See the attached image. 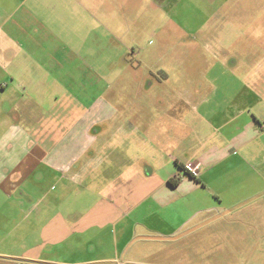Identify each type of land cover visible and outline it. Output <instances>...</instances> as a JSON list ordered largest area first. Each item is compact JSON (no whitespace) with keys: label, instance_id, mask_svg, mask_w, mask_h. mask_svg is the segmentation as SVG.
Segmentation results:
<instances>
[{"label":"crops","instance_id":"0c3cea01","mask_svg":"<svg viewBox=\"0 0 264 264\" xmlns=\"http://www.w3.org/2000/svg\"><path fill=\"white\" fill-rule=\"evenodd\" d=\"M0 1L2 254L117 264L135 238H181L201 213L261 225L264 207L245 204L264 194V49L220 40L215 1ZM155 28L158 46L136 51ZM187 110L210 128L200 144ZM148 146L166 162L140 157Z\"/></svg>","mask_w":264,"mask_h":264},{"label":"rangeland","instance_id":"374dc122","mask_svg":"<svg viewBox=\"0 0 264 264\" xmlns=\"http://www.w3.org/2000/svg\"><path fill=\"white\" fill-rule=\"evenodd\" d=\"M211 1H215L216 6L214 7L213 13L217 19L213 24L208 25H215L214 32H219L220 40L228 38L231 43H234L233 47L235 49L245 47H261L264 49V0ZM155 27H157V24H155ZM156 30L157 29L155 28L154 36H152L153 39L142 40L143 42H140L135 48L136 51L139 52L145 44L149 47L158 46L160 40L157 39V35L159 31ZM143 43L145 44L143 45ZM218 57H221V55ZM236 57L238 58L239 56L237 55ZM19 58L20 56L14 62H22ZM190 59L192 62L197 60L199 67H201L203 63L205 64V56L192 54L191 56H188V60ZM195 70L197 69L193 68L187 71V75L190 79L191 77L195 78L199 74L200 71ZM8 73L9 72L4 73L6 77L3 76V81L7 83L10 82L9 77H11L14 72H10V74ZM9 84H12V82ZM223 88L218 87L217 92H215L217 94L215 99L217 96L223 95L225 99H221L220 97L218 99L225 101L228 100L240 89V86L234 84L233 86L225 88V91L221 92ZM211 89L215 90V88H205L204 92L209 93V90ZM213 93L214 92L211 94ZM113 94L114 89L112 88L111 92L108 94L110 100L113 99ZM223 103H212L211 99L208 102L211 108H221V106L224 105ZM201 113H203V109L199 112V115H202ZM2 117L3 115H1L0 110V119ZM185 122L188 124L189 130L193 127L200 128V134L198 131L197 136L191 135V137L196 139L197 143L201 140H205L207 137L210 138V128L207 124H203L199 119L195 118L193 112L191 113L187 110ZM154 147L148 146L143 148L146 150L138 149L140 150V157L143 156L154 162L160 160L166 162V153L162 152V154H160L154 150ZM128 158H131L136 162V159L139 158V153L131 152L128 155ZM112 175L114 177L117 176L116 173H113ZM4 202L5 198L0 196V206L3 205ZM245 205L249 209L261 210L264 207V194L260 197L249 200ZM212 207H215V205ZM191 208L190 205H186V212L188 213L186 214L189 219L195 216V213L192 212ZM261 212H263L262 215L257 214L256 216H251L252 219H259L261 222L259 227H255V225L253 226L251 224L246 226L240 222L230 224V222L225 220L227 217L224 215L213 217L215 220L213 225H210L206 224V221L212 216L201 213L198 215L199 217L196 221L197 224H201V226H196L197 228L189 227L182 229L179 232L181 238L171 237L164 239L161 238L160 235H153L155 233H150L148 237L147 234H143L146 236L135 238L133 242H130L128 250L130 252L138 250V255H129L122 259L120 258V260H117V264H264V208ZM6 231L7 230L4 228H0V240L1 238L3 239ZM139 232L140 233L138 234L140 235L142 231ZM176 235L178 236V232H176ZM6 249H10L9 239L0 242V264H44L29 263L20 259L15 261L14 258L2 254L5 253L4 251Z\"/></svg>","mask_w":264,"mask_h":264},{"label":"trees","instance_id":"16d2710c","mask_svg":"<svg viewBox=\"0 0 264 264\" xmlns=\"http://www.w3.org/2000/svg\"><path fill=\"white\" fill-rule=\"evenodd\" d=\"M179 167H182V166L179 165ZM186 173L189 174L188 172H186ZM189 175L192 176L191 174H189ZM178 181H179V177H174V178H171L168 180V184L173 187L177 184Z\"/></svg>","mask_w":264,"mask_h":264},{"label":"built area","instance_id":"2783aa9c","mask_svg":"<svg viewBox=\"0 0 264 264\" xmlns=\"http://www.w3.org/2000/svg\"><path fill=\"white\" fill-rule=\"evenodd\" d=\"M191 171H194V168H190Z\"/></svg>","mask_w":264,"mask_h":264}]
</instances>
